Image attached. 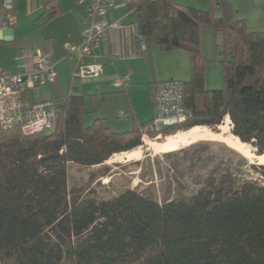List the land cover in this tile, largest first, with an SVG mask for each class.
<instances>
[{
  "label": "trees",
  "instance_id": "trees-1",
  "mask_svg": "<svg viewBox=\"0 0 264 264\" xmlns=\"http://www.w3.org/2000/svg\"><path fill=\"white\" fill-rule=\"evenodd\" d=\"M214 5L219 16L173 0H126L144 41L164 52L183 50L189 59L188 79L177 81L191 117L148 136L215 129L228 116L232 135L262 155L264 31H249L228 0ZM203 27L221 35L220 89L205 87ZM89 104L82 94L66 96L51 132L0 131V264H264V183L230 169L163 203L133 189L70 200L69 163L91 167L130 151L151 122L126 132L100 118L86 125Z\"/></svg>",
  "mask_w": 264,
  "mask_h": 264
},
{
  "label": "crops",
  "instance_id": "crops-1",
  "mask_svg": "<svg viewBox=\"0 0 264 264\" xmlns=\"http://www.w3.org/2000/svg\"><path fill=\"white\" fill-rule=\"evenodd\" d=\"M89 4V0H0V16L15 18L8 29L0 28V69L25 74L32 67L35 49H40L54 62L56 80L48 86L29 89L32 101L54 99L62 103L69 94H82L90 103L84 116L92 111L97 114L94 119H102L112 131L126 132L152 119L157 82L185 80L189 74L188 54L180 49L164 52L148 44L137 34L136 16L127 9L126 0H114L105 38L86 58L83 73L73 78L78 53H69L67 46L82 43L81 20ZM92 64L101 67L99 75L88 73ZM141 95L146 96L145 106L139 104ZM108 102L120 105L116 114L128 117L131 126L107 122ZM94 166L97 165L91 167Z\"/></svg>",
  "mask_w": 264,
  "mask_h": 264
},
{
  "label": "rangeland",
  "instance_id": "rangeland-1",
  "mask_svg": "<svg viewBox=\"0 0 264 264\" xmlns=\"http://www.w3.org/2000/svg\"><path fill=\"white\" fill-rule=\"evenodd\" d=\"M173 1L184 7L212 9L216 16L220 15L218 7L214 5V0ZM228 1L235 10V18L244 19L249 31H264V0ZM201 32L205 87L210 90L220 89L222 75L215 44L221 42V35L214 34L207 27H203ZM184 77L183 79H188L189 74L187 73ZM139 104L144 106L147 104L146 96H140ZM108 107L110 109L107 114L109 124L131 126L128 117H120L116 114L115 110L120 105L116 106L115 102H108ZM96 115L90 111L84 116L85 123L89 124ZM227 126L231 127V124ZM201 128L212 133L220 131L218 127L211 129L201 126ZM177 132L141 139V144L130 150L138 152L131 160L127 157L130 151H126L115 153L108 160L94 167L69 163V199L94 197L104 200L127 189H133L143 196L163 203L167 200L190 196L198 190L210 173L214 171L220 175L228 169L243 178L264 183V167H262L264 157L259 158L256 148L250 144H245L243 151L240 152L228 146L223 140L210 135L188 144H180L177 149L170 152H159L151 146V143L156 146L163 144L169 136ZM225 137L232 139L231 129Z\"/></svg>",
  "mask_w": 264,
  "mask_h": 264
},
{
  "label": "built area",
  "instance_id": "built-area-1",
  "mask_svg": "<svg viewBox=\"0 0 264 264\" xmlns=\"http://www.w3.org/2000/svg\"><path fill=\"white\" fill-rule=\"evenodd\" d=\"M81 3L85 0H76ZM89 7L81 20L82 43L78 47L67 46L69 53L77 51V63L72 71L76 78L86 65V58L105 38L108 28L107 16L115 6L114 0H89ZM15 22L11 15L0 16V28L8 29ZM119 24H114L118 26ZM98 64L89 65L88 73L97 76L101 73ZM56 80L54 62L48 53L35 49L32 67L25 74H12L0 69V131L17 127L21 134L31 135L41 131H53L57 123L61 102L54 99L32 101L28 90L48 86ZM183 87L177 80L159 81L153 93L154 114L151 122L142 128L141 139L150 132L160 131L169 126L184 123L191 112L183 105ZM159 132L155 137H160Z\"/></svg>",
  "mask_w": 264,
  "mask_h": 264
},
{
  "label": "bare ground",
  "instance_id": "bare-ground-1",
  "mask_svg": "<svg viewBox=\"0 0 264 264\" xmlns=\"http://www.w3.org/2000/svg\"><path fill=\"white\" fill-rule=\"evenodd\" d=\"M230 119L228 116H226L223 120V122L218 125L219 132L218 133H212L211 131L204 130L201 127H193L190 128L187 131L177 132L173 136H169L167 138V141L163 144L156 146L153 143H151V146L159 152H170L178 148L180 144H188L195 140L206 138L207 136L213 135L214 138L223 140L225 143L228 144V146L232 147L233 149L237 151H243V148L245 146V143L241 142L236 136L232 135V139H228L225 137V134L228 132V130L231 129L230 126ZM248 147V146H247ZM138 154L137 151H130L128 152V159L131 160L133 157H135ZM259 158H263L264 154L259 155Z\"/></svg>",
  "mask_w": 264,
  "mask_h": 264
},
{
  "label": "water",
  "instance_id": "water-1",
  "mask_svg": "<svg viewBox=\"0 0 264 264\" xmlns=\"http://www.w3.org/2000/svg\"><path fill=\"white\" fill-rule=\"evenodd\" d=\"M57 154H54V156H56Z\"/></svg>",
  "mask_w": 264,
  "mask_h": 264
}]
</instances>
